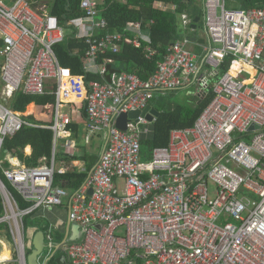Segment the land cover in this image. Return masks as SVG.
Returning a JSON list of instances; mask_svg holds the SVG:
<instances>
[{
	"label": "built area",
	"instance_id": "2783aa9c",
	"mask_svg": "<svg viewBox=\"0 0 264 264\" xmlns=\"http://www.w3.org/2000/svg\"><path fill=\"white\" fill-rule=\"evenodd\" d=\"M202 1L208 43L199 51L189 47L192 20L180 14L183 37L142 79L133 72L108 78L111 59L105 54L122 44L150 42L149 29L131 21L121 33H102L107 22L97 0H80L83 15L67 24L87 44L84 69L100 76L86 83L57 60L53 46L67 30L46 0H0V154L5 138L22 126H41L10 108L14 94L52 93L55 99L47 126L53 134L50 161L26 166L8 160L4 167L0 159L2 174L29 203L19 208L0 178V223L8 224L18 264L26 253L22 217L64 204L67 220L81 233L62 248L69 264H264V7ZM156 52L145 45L147 59ZM226 59L228 69L220 74ZM190 87L196 95L211 92V100L192 126L171 130L168 144L154 147L143 161L141 139L155 118L148 122L139 114L121 130L117 117L142 111L160 92ZM70 103L83 104L85 142L93 135L105 140L96 164L73 191L53 184L54 172H63L54 152L57 139L68 133L71 117L64 109ZM45 243L50 253V231Z\"/></svg>",
	"mask_w": 264,
	"mask_h": 264
},
{
	"label": "trees",
	"instance_id": "16d2710c",
	"mask_svg": "<svg viewBox=\"0 0 264 264\" xmlns=\"http://www.w3.org/2000/svg\"><path fill=\"white\" fill-rule=\"evenodd\" d=\"M80 0H46L49 13L56 16L58 22L67 30L64 40L53 46V51L58 62L70 68L71 72L83 75L85 82L91 80H99L100 76L93 70H85L83 67V56L87 48L84 38H77L74 32L70 30L67 22L76 17L83 15V11L79 7ZM161 4L172 5L174 9H166ZM228 8L248 9L264 7V0H225ZM97 8L101 16L106 20L107 26L102 33L123 32L126 24L131 21H140L144 27L150 31V42H142L141 47H134L131 44H122L117 52L107 51L105 57L111 59L107 64V77L113 73L133 72L140 78H148L156 68V64L162 59L167 47L175 40L181 39L182 28L180 26V14L186 13L190 19L199 17L198 26L202 27L203 7L202 0H97ZM152 21V22H151ZM149 44L157 52L151 58L145 57V45ZM1 47V41H0ZM195 50L199 51L200 46L195 45ZM102 58H99L100 62ZM229 61L226 59L219 68V73H223L228 69ZM1 66V62H0ZM232 67V71L233 68ZM177 91L160 92L151 101V105L159 111V116L150 125L151 132L141 139V157L144 155L149 158L150 151L154 147H163L168 144L170 131L173 129L185 128L192 126L204 107L212 98V93H207L200 103H197L198 96L193 92L189 95L190 101L183 103L171 98V95ZM54 95L45 93L42 95H29L16 92L8 101V105L14 111L23 113L27 106L34 104L39 112L22 115L23 119L37 125L33 127L24 125L12 136L6 137L3 143V149L0 154L2 166L8 167L7 155L17 157L20 163L26 166H36L40 164V160L44 159L49 162L52 155V130L47 126L53 122L54 111ZM82 113L85 116L84 107ZM72 131V136L77 140L80 139V128L75 123H69L67 126ZM80 147L83 144L78 143ZM31 147V153L26 155L24 148ZM143 154V155H142ZM65 160L71 162L74 160L84 161V170H79L75 166H71L63 172L56 170L53 176V184L62 186L68 190H75L86 178L88 171L96 164L98 154L90 153L86 150L82 154L67 155L57 148L54 152V160ZM0 178L6 188L14 196L19 208H25L29 205L23 200L17 191L10 185L0 169ZM39 210V209H38ZM38 210L22 217L24 230V238L30 237L36 231H42L47 234L50 229L48 219L38 215ZM4 214L3 205L0 198V217ZM51 238L55 244L61 242L64 236V229L51 230ZM0 237H4L5 241L11 242L8 224L0 223ZM32 238V237H31ZM0 242L2 240L0 238ZM31 250L25 246L26 254ZM47 255V254H46ZM2 264H18L16 254L13 253L12 260ZM47 264H69L65 257L63 249L54 253L47 261Z\"/></svg>",
	"mask_w": 264,
	"mask_h": 264
},
{
	"label": "crops",
	"instance_id": "0c3cea01",
	"mask_svg": "<svg viewBox=\"0 0 264 264\" xmlns=\"http://www.w3.org/2000/svg\"><path fill=\"white\" fill-rule=\"evenodd\" d=\"M160 6H162L163 8H166V9H174L173 6L169 5V4H165V5L161 4ZM202 7H203V1H202ZM198 29L202 30L204 32L205 37H201V36L197 35L196 31H195L194 35L196 37V41L193 42V41L190 40L191 41L190 44H193V46H195V45H199L200 46L202 44H207L208 43V40H207V37H206V33H205L204 28H203V24H202V27L198 26ZM198 29H196V30H198ZM201 39L204 40V41L203 42L199 41ZM193 46L192 47L190 46V48L194 49ZM28 107H30L32 109V113H33V107L36 108V106L34 104H30ZM82 107H83L82 103H70L66 107L65 111L69 113V115L71 117V123L73 122V123L77 124L79 126V128H80V139L77 140L75 137H73L72 136V131L67 127L68 128V133L65 136L60 138V140H62L61 147H62V152L64 154H67V155H73V154H76V153L77 154H82L84 150L88 151L86 146L93 145V143L95 144L96 140H98V141L101 140L100 147H103L104 144H105V140L103 138V135H93V136L90 137L88 143L85 142V134H86L85 120L86 119H85V116L82 113ZM29 114H31V113H29ZM150 125L151 124H149V128H148L149 131H148V133L145 136H147L151 132ZM103 142H104V144H103ZM78 143L83 144V147H80L78 145ZM55 149H56V147H55ZM24 153L26 155H29L31 153V147L30 146H26L24 148ZM100 153L101 152L98 153V158H99ZM7 159L8 160H12L14 163L22 164L17 159V157H14V156H11V155H7ZM71 162L73 163L72 166H75L79 170H84V167H85L84 161H82V160H74V161H71ZM57 169L65 171L67 168L65 166L61 165V166H58ZM52 210L53 209H42L41 210L42 212L41 211L38 212V215L49 220V222H50V225H49L50 231L54 230V229L63 230L65 225H66V222L68 220L66 219V221L64 220V222H62V223H58V222L54 221V216L52 214ZM11 248H12V246H11ZM8 250H9V257L6 260H9V259L12 258V255H11V252H12L11 250L12 249L8 248ZM4 261H1L0 263H3Z\"/></svg>",
	"mask_w": 264,
	"mask_h": 264
},
{
	"label": "water",
	"instance_id": "95a60500",
	"mask_svg": "<svg viewBox=\"0 0 264 264\" xmlns=\"http://www.w3.org/2000/svg\"><path fill=\"white\" fill-rule=\"evenodd\" d=\"M198 21L199 17H195L192 19L191 24L189 26V29L187 31V37L191 41H196V37L194 35V32L196 29H198ZM203 42L204 40H199ZM198 96V101L197 103H200L202 98L204 97L203 94L197 95ZM142 115L146 118L148 122H152L154 118L159 116V111L152 107L151 105H147L142 111L139 110H131L126 113H121L117 119H116V126L121 129L125 130L126 129V123L130 121L131 119H136L138 115ZM256 127V125H252L251 129ZM91 193V190L88 191ZM80 229L76 224L70 223L69 221L66 222V225L64 227V236L61 242L58 244H55L52 251L45 256L44 260L42 263H40L39 258L41 254L44 252L46 248V243H45V235L42 231H36L31 238V250L29 253L24 254L23 258V263L22 264H47V261L50 259L51 256L54 255V253L60 249L63 248V246L68 242V241H75L80 238Z\"/></svg>",
	"mask_w": 264,
	"mask_h": 264
},
{
	"label": "rangeland",
	"instance_id": "374dc122",
	"mask_svg": "<svg viewBox=\"0 0 264 264\" xmlns=\"http://www.w3.org/2000/svg\"><path fill=\"white\" fill-rule=\"evenodd\" d=\"M196 34L201 36V37H205L204 35V32L202 30H196ZM182 35H184V32H182ZM192 47L193 44H190L189 47ZM194 49H195V46H193ZM0 62H1V55H0ZM194 89V87H190V88H185V89H181L179 91H177L176 94L174 95H171V98L172 99H175L176 101H181L183 103H187L190 101V97L189 95L191 94V92H193L192 90ZM66 110V108L64 109ZM39 112V110L37 109V107H33V113H37ZM29 113H32V109L30 107L27 106L26 108V111L23 112V114H29ZM100 143H101V140H96L95 141V144L93 143V145H90V146H86L88 151L90 153H96L98 154L99 152L102 151V148L103 147H100ZM104 144V142H103ZM62 140H60V138L57 139V143H56V148L57 150L60 152L62 151ZM103 146V145H102ZM143 155V154H142ZM143 161L147 160L148 158L145 157L144 155L141 157ZM56 168L58 166H65L67 169H70L71 166L73 165L72 162H66L65 160H58L56 159ZM66 169V170H67ZM115 184H116V188L118 190L119 193H123L124 189H123V180L121 178H117L115 179ZM208 185L210 187V190L211 192L213 191L214 189V186L213 184L211 183V181H208ZM52 214L54 216V221L58 222V223H62L64 222V220L66 221L67 219V211H66V207H65V204L64 205H61V206H56V207H53L52 208ZM42 209H39L38 212H40ZM42 212V211H41ZM32 237V236H31ZM31 237L29 235H27L26 233V237L24 238L25 240V246L29 247L31 245ZM1 240H2V243L0 242V255L2 254H9V250L8 248L12 249L11 248V245L9 244V242L5 241L4 237H0ZM11 255L13 256V250H11ZM49 248H45L44 252L41 254L40 258H39V261L40 263L43 262L46 254H49ZM2 264V263H0Z\"/></svg>",
	"mask_w": 264,
	"mask_h": 264
},
{
	"label": "bare ground",
	"instance_id": "6f19581e",
	"mask_svg": "<svg viewBox=\"0 0 264 264\" xmlns=\"http://www.w3.org/2000/svg\"><path fill=\"white\" fill-rule=\"evenodd\" d=\"M8 257H9V254H2V255H0V262L8 259Z\"/></svg>",
	"mask_w": 264,
	"mask_h": 264
}]
</instances>
